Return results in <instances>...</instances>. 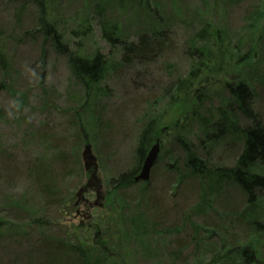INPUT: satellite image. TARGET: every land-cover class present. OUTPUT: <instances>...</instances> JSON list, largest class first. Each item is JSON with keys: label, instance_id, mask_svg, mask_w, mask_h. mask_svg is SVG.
<instances>
[{"label": "rangeland", "instance_id": "374dc122", "mask_svg": "<svg viewBox=\"0 0 264 264\" xmlns=\"http://www.w3.org/2000/svg\"><path fill=\"white\" fill-rule=\"evenodd\" d=\"M257 1L47 0V16L74 54L92 57L102 52L113 65L102 81L87 88L76 79L70 59L50 39L29 33L38 28L39 10L30 4L18 12L16 0H0V27L14 37L5 46L7 64L0 66V264H46L50 245L60 242L61 256L71 257L74 264L73 257L79 256L71 252L74 246L84 251V264L97 260L99 264H185V260L210 264L218 257L215 251L227 253L252 237L261 250V260L254 264H264V232L257 233L239 216L247 204L246 194L237 183L219 177L212 184L204 178L203 185L200 176L188 169L191 153L182 148V144L195 148L206 160L205 167L233 164L242 152V135L227 133L220 142H210L205 139L213 127L207 129L199 119L187 122L167 98L153 104L176 76L189 74L187 49L193 36L215 23L232 44L224 70L208 75L210 82H249L264 120V15L253 26L248 19ZM104 25L115 26L123 41L168 29L172 45L156 61L135 58L121 63V46L107 40ZM239 40L243 43L237 49ZM249 51H253L250 57ZM99 87L108 92L100 95ZM199 89L206 91L205 85ZM194 92L184 94L181 104L190 105ZM225 92L223 88V100L214 99L197 109L206 116L210 108L218 118L216 108L228 99ZM154 109L156 121L161 118L156 137L162 138V149L151 180L117 190L114 178L135 165L143 117ZM238 120L248 121L242 114ZM86 142L92 143L98 156L103 186L101 197L96 187H89L76 206L77 191L89 178L82 156ZM58 150L69 155L74 169L65 175L70 179L65 192L75 206L67 211L43 198L37 170L32 172L29 164L42 158L49 159L45 161L49 166ZM255 169L264 171V167ZM256 208L264 214V198ZM197 237L206 246L195 255ZM224 241L228 246L220 250ZM178 246L188 258L173 259L170 252ZM229 258L218 257L226 263L218 262L238 264L235 256ZM66 262L61 259L58 264Z\"/></svg>", "mask_w": 264, "mask_h": 264}, {"label": "trees", "instance_id": "16d2710c", "mask_svg": "<svg viewBox=\"0 0 264 264\" xmlns=\"http://www.w3.org/2000/svg\"><path fill=\"white\" fill-rule=\"evenodd\" d=\"M46 1L47 0H16V2L20 4L18 12L21 8H25L30 4H33L34 7L39 10L37 14L38 28L29 33L36 36L42 33L46 41L50 39L54 43V47L70 59L72 71L76 79L83 86L89 88L92 84L102 81L109 67H113V65H108L109 60L107 56L102 52H97L92 57H83L82 55L74 54L70 46L64 42V37L56 23L48 18ZM263 3L264 0H258L254 4V8H252L248 15L250 21L249 26H253L263 18L264 6L261 5ZM19 14L20 13H18L17 16H19ZM103 32L112 46H121L123 51L121 63L124 62L128 64L135 58H139L140 60L145 58L144 60L150 62L156 61V59L165 52L166 48L172 45V38L168 29H161L160 31L157 30L151 33L145 32L140 34L137 39L131 41L121 40V37L117 36L115 26L110 27L104 25ZM11 38L14 37L6 34L0 27V66L2 67H5L7 64L8 56L5 46L10 44L9 40ZM15 40L18 41V39ZM196 40H200L198 43L199 45L194 43ZM188 43H190V41ZM235 43L237 44L236 48L239 49L243 41L239 40ZM231 44L232 41L229 39L228 33L221 28L219 24L214 23L207 28L198 30L196 35L193 36L192 42L189 44L191 46L187 49V54L191 61L189 74L176 76L175 79L170 82L168 90L164 91L162 95L156 96L153 104L155 106L161 104L167 98V100H170L172 106H174V111L177 115L180 116L183 114V118H186L185 120L187 122L190 119H199L202 120L201 123H203V126H206L207 129L213 127V132H208L205 139L210 142H220L222 138L226 137L227 133L242 135L244 140L242 152L237 161L233 164L205 167L207 163L206 160L200 159L201 156L195 148L184 146V144H182V148L187 150L188 154L191 153L188 160V169L191 170L193 175L200 176L203 185L204 178H209L210 180L208 179V181L212 184V181H214L213 179L219 177L220 179L231 180L241 187L242 191L246 194L247 204L246 207L239 212V216L246 219L250 227L256 229L257 233H261L264 232V214L256 207L259 206L260 201L264 198V171L253 169L256 167H264V120L261 118L254 104L255 91L252 85L244 80H225V82L223 81L224 83L218 80L212 83L208 76L214 73H221L224 70L225 60L228 57L226 53L230 51ZM246 54L250 57V55H253V51L246 52ZM242 56L243 55H240V59ZM170 65L174 67L173 64ZM200 85H205L206 91L200 92ZM216 85L217 89H214ZM223 88L226 89L225 93L228 99L225 104L216 108L218 112L217 117H219L215 118L212 115L213 110L210 108V110L207 109L209 112L205 110L206 116H203V113L199 111L197 107L204 103L212 104L214 99L218 100L219 98L223 100L224 97L221 93ZM193 89L196 91L194 92V101L192 102L194 105L189 111L188 108L192 103H190V105H183L181 102L184 94L190 93ZM97 91H99L101 95L107 93L108 89L106 87H99ZM239 114H242L248 121L240 122V120H238ZM143 118L145 127L142 129L141 135L139 136L136 158L134 159L135 165L131 169L122 171L118 177L114 178L113 183H115L117 190L139 184L140 182L148 183L150 181H136L135 177L141 170L150 149V145L155 142L156 135L160 134L157 133V128L159 124H161V118L156 121L155 118H157V113H155V109L154 113L152 110L151 113H146ZM177 121L178 120H176L174 125H178ZM182 125L184 126L186 124L184 123ZM54 137L55 135H52V139ZM203 147L205 148L206 146L204 145ZM47 160L49 159L37 158L29 162L31 166L30 170L32 172H34L33 170H37L35 174L37 182L36 180L35 182L39 184L38 186L43 198L50 205L52 204L57 207L63 206L65 207V211L69 208V210H71V207H75L73 197L71 196L69 198L67 192H65L67 188H70V179L65 175H71L72 170L74 171L69 164L71 158L69 160V155L66 154V152L58 150L57 154H54V157L50 158L49 166L45 164ZM76 186L77 185H74L73 188ZM72 192L71 190L70 193ZM199 228H201V226ZM197 240L195 242L197 246L195 248V255L199 254L197 252L198 250H205L204 246H206L204 243L205 240L201 237H197ZM59 244L53 243V245H50L53 249L47 253L48 258L46 259V264H58L61 259L67 260L66 264H74L71 262V257L68 256L63 258L61 256V245ZM226 244L225 241L221 243V245H219L220 250L227 247L228 245L226 246ZM211 245L212 244L209 243L207 247ZM233 246L234 247L231 249L232 251L227 253L222 254L221 252H215L219 258H232L235 256L238 264H254L258 259L261 260L259 255L261 252L260 247L253 237L247 242H242L239 245ZM71 248L74 249V251L71 250L72 253L79 255L73 257L76 262L75 264H84L82 259L85 258L84 251L76 246ZM183 251L184 249L178 246L177 248H172L170 254L173 259L181 261L183 258H188V256L185 257ZM218 257L215 255L210 264H221L218 260L222 259H218ZM97 261V264L101 263L100 260ZM222 261L226 263L225 259ZM186 262L185 260L183 263L187 264Z\"/></svg>", "mask_w": 264, "mask_h": 264}, {"label": "water", "instance_id": "95a60500", "mask_svg": "<svg viewBox=\"0 0 264 264\" xmlns=\"http://www.w3.org/2000/svg\"><path fill=\"white\" fill-rule=\"evenodd\" d=\"M161 144L162 139L158 137L151 149L149 150L140 172L136 175V181H148L151 178V171L158 160L161 151ZM82 155L86 171L89 173L90 176L88 178V182L82 185L77 191V194L80 197L77 201V204L81 201L82 198H84V194L89 190V187L95 186L100 195L101 187L103 186V184L101 183L102 178L99 175L98 158L97 155L94 153L93 146L91 143H87L85 145Z\"/></svg>", "mask_w": 264, "mask_h": 264}]
</instances>
